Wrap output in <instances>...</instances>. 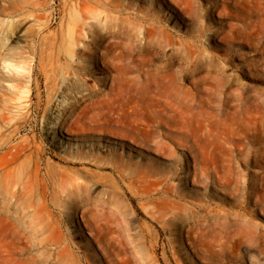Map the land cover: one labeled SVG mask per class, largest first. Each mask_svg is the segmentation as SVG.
<instances>
[{"label": "rangeland", "instance_id": "1", "mask_svg": "<svg viewBox=\"0 0 264 264\" xmlns=\"http://www.w3.org/2000/svg\"><path fill=\"white\" fill-rule=\"evenodd\" d=\"M115 1L135 6L120 15L108 0L90 2L102 14L82 44L97 55L81 64L95 82L74 86L60 74L50 102L42 74L22 78L27 50L40 30L68 48L77 1L0 0V164L12 173L0 180V264H264L259 245L187 231L202 218L165 228L153 214L164 202L159 176L183 162L199 169L183 183L187 201L210 188L229 208L241 187L264 227V0ZM36 162L46 207L38 188L17 182ZM81 181L91 192L72 187Z\"/></svg>", "mask_w": 264, "mask_h": 264}, {"label": "bare ground", "instance_id": "2", "mask_svg": "<svg viewBox=\"0 0 264 264\" xmlns=\"http://www.w3.org/2000/svg\"><path fill=\"white\" fill-rule=\"evenodd\" d=\"M76 1H77V5L80 9V13H78V16H77L78 18L77 17H76L77 19L75 18L74 27L70 31L69 35L67 36L68 37L67 41L69 42L68 48L63 49L62 45H58L60 36H57V34L56 35L48 34V35L42 36L43 32H42V30H40L38 32V34L35 35L34 38L31 40V45L28 48V50L26 49L28 51V55L31 56L30 58H32V59L30 62H28L29 64H27V67L22 69V71H23L22 78L25 79V81H29V83H31L32 80L38 79V78L36 79V77L39 76V74H42L45 78V81L47 79V82L49 83L47 86L44 85L45 88L46 87L48 88V96L49 97H47V99L49 101L54 100V98L56 96H58L57 94L61 91L56 85L57 84L56 82H58L60 79V74L63 76L69 75L68 77L71 80L68 82L67 78L64 77V78H66V80H64V81L66 83L68 82L70 84H73L74 86H76V84L88 85L89 83H87V82L89 79H91L93 81L96 79L95 74L89 68L87 69L86 66H84V65L82 66L81 63H83V62L85 63L88 61L93 62V58H95L97 55V49L96 48H89L88 46L83 45L82 41L87 37V28L90 25L88 23L90 21V19L95 20V18H93V17H96V16L102 14V12L99 11L100 9L97 8L98 9L97 10L96 8H93V6L90 4V2H94V1H96V3H98L99 0H88V1L87 0H76ZM107 5L110 7L117 6V8L120 9L117 11V13H119L120 15L125 14V12H127L129 10V7L133 8L135 6V4L131 3V2L125 3L123 1H115V0H113V1L108 0ZM107 8H109V7H107ZM107 8H104L103 10L105 11V9H107ZM143 13L144 12H142L141 7L138 6L137 12L133 13L134 18L135 19H141V21H142V19H144V16H145V15H143ZM91 16H92V18H91ZM46 19H44V20H46ZM96 20H97V18H96ZM126 21L127 22H124V23L128 24V20H126ZM129 21H130V19H129ZM49 22H50V20H49ZM121 22L123 25L122 19H121ZM131 22L133 23L134 21H131ZM44 23H45V21H44ZM133 24H135V23H133ZM43 25L44 24H42L41 26H43ZM56 33H57V31H56ZM128 35H129V32H128ZM25 53L27 55L26 51H25ZM32 63H34V64L32 65ZM65 82H64V84H65ZM61 83H62V81H61ZM45 84H46V82H45ZM59 87H60V85H59ZM93 87H95V86L90 87V89ZM93 89H94V91H93ZM93 89H91L92 94L95 92V89H97V88L95 87ZM98 89H101V88L99 87ZM65 90H63V92H62L63 94L66 93ZM31 91H32L31 85L26 84L25 86L20 87V93H21L20 98L24 99V102H25L24 108H25L26 112L24 113V115H28L30 112H32L34 109V106H35V102H34L35 100H33V95H30ZM46 91H47V89H46ZM95 93H97V92H95ZM37 99L39 100V98H37ZM50 104H52V103H50ZM59 125L63 126V123L61 122V124H59ZM18 152L20 153V151H18ZM10 156L12 157V155H10ZM18 156H19V154H18ZM6 159H8V158H6ZM3 161H5V160H3ZM5 164H6V162H5ZM175 167H177V166H175ZM173 169H174V171L171 174H165V175L162 174V176H159V178H160L159 179V186H157L158 189H156V190H157V194H160L162 196L161 198L163 199L164 202L160 201L163 203V205H161L160 207L159 206L156 207V212L153 213L154 216L157 217V218H155V220L158 219L163 224V226H165V228H167V227H169V228H171V227L172 228H179V227L183 228L186 225L185 224L186 219H189L190 217H192V218L194 217V219L202 218L203 219L202 221H200V220L198 222L194 221L195 224H193L192 227L190 226L189 230H187V231H191V232L195 231L198 234L200 232L201 233L200 235H204V237H205V235H208L214 239H215V237L217 238V236H227L230 239L234 240L235 244L237 246H239V248L243 245L245 246V244L250 245V243L251 244L253 243L254 248H255V246L257 247V245L260 246L259 248H261V247L264 248V227L255 222V220H256L255 216L257 214H256V210H254L252 208L253 198L249 192H247L246 190H241V187H239L238 193L237 192L235 193V196L233 198V203L230 205L229 208H223V204L215 203L214 199H216L217 196H219V195L215 192L211 193L210 188L208 191H206L205 194L196 195V198H194L193 201L192 200L187 201L186 196L182 193L183 183H186V180L190 177V175L191 176L193 175V176L199 178L198 177L199 176V171H198L199 169L197 167H195V169L192 171L191 167H187L183 162L181 165H179V167L173 168ZM124 170H125V168H124ZM200 172L202 173V171H200ZM10 174H12L11 171L9 169H6L5 166H3L2 164H0V180L2 178H5V177L9 178L11 176ZM139 177H141V176H139ZM47 181H48L47 177L42 174V169L40 167L39 162H36L31 167V169L29 170V172L27 174H24V176L22 178L17 180V182L19 183L20 189L24 192H28L29 194L35 193L36 189L38 188L39 192L36 191L37 192L36 194L38 195V193H39V196H37L36 194H34V195H36L38 197L37 198L38 202L42 201L43 205H44V202L46 203V198H47L46 197ZM87 184H85V181H81V182H77L76 184L72 185V187L79 190V191L91 192V189L88 186L89 184L88 185ZM148 184L150 185V183H148ZM153 193H155V192H153ZM151 195H152V193H151ZM181 202H183V203H181ZM43 205H41V206L43 207ZM48 211L46 210L47 213H48ZM152 212H153V210H152ZM50 216H49V218L51 220H53L52 215H50ZM200 224L201 225L203 224L205 227L201 226L200 228H197V226L199 227ZM54 225H56L55 222H54ZM55 229H58V228L56 227ZM187 233L190 234V232H187ZM183 234H184V232H183ZM222 238L220 237L219 239H222ZM208 239L211 241L210 237H208ZM156 240H157V238H156ZM214 241H217V240L215 239ZM234 242L232 241V243H234ZM152 243H153V241H152ZM66 245H68V244H66ZM150 248L151 247L146 243V241H145L144 245H140V250L143 251L144 255H147L149 253L148 250H150ZM226 248L227 247H224V249H226ZM243 249H246V247ZM261 249H259V250H261ZM152 251H153V249H152ZM219 252H220V250H219ZM174 256H177V254H174ZM151 259H153V258H151ZM66 260H67V258H66ZM159 261H160V259H159ZM68 262H69V264H77L76 261H72L71 259H68Z\"/></svg>", "mask_w": 264, "mask_h": 264}]
</instances>
